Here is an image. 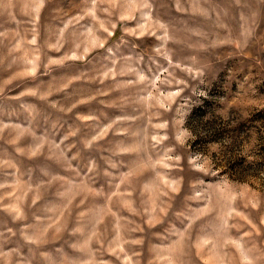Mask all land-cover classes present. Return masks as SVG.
Instances as JSON below:
<instances>
[{
    "label": "rangeland",
    "instance_id": "rangeland-1",
    "mask_svg": "<svg viewBox=\"0 0 264 264\" xmlns=\"http://www.w3.org/2000/svg\"><path fill=\"white\" fill-rule=\"evenodd\" d=\"M0 264H264V0H0Z\"/></svg>",
    "mask_w": 264,
    "mask_h": 264
}]
</instances>
